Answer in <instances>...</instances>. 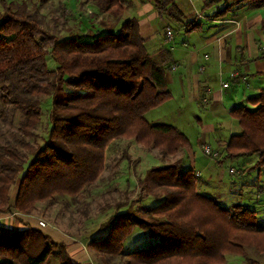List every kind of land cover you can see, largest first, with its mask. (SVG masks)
<instances>
[{"label": "trees", "instance_id": "trees-1", "mask_svg": "<svg viewBox=\"0 0 264 264\" xmlns=\"http://www.w3.org/2000/svg\"><path fill=\"white\" fill-rule=\"evenodd\" d=\"M90 1L118 21L89 42L79 36L61 39L26 4L0 0L1 117L6 120L10 111L23 116L20 137L0 146L2 214L33 215L39 203L52 204L58 196L78 197L104 174L105 154L114 140L135 141L163 157L191 146L177 127L152 124L146 118L173 94L167 68L146 49L138 20L126 19L117 30L125 1ZM153 2L185 34L202 29L200 15L206 11L214 9L207 20L221 21L238 5L264 4V0H203L195 19L184 21L177 0ZM49 55L56 61L55 69L47 66ZM44 97L53 99L52 128L44 143L36 146L28 139L37 137L34 131L41 122ZM247 103L231 110L239 130L230 136L225 151L232 159L258 155L250 167L256 170L264 167V89ZM123 155L121 163L130 161L126 152ZM182 164L178 160L153 167L138 179L141 192L157 204L140 209L137 201L127 200L114 206L113 215L100 226L104 235L89 243L104 263L120 257L124 264H225L227 255L243 256L248 249L264 254V229L258 228L257 211L242 203L229 209L200 193L198 176ZM136 229L158 238V246L126 253L125 242ZM66 247L40 225L21 231L0 228V264H47L55 254L57 264H80L71 261ZM247 264L261 263L248 259Z\"/></svg>", "mask_w": 264, "mask_h": 264}, {"label": "rangeland", "instance_id": "rangeland-1", "mask_svg": "<svg viewBox=\"0 0 264 264\" xmlns=\"http://www.w3.org/2000/svg\"><path fill=\"white\" fill-rule=\"evenodd\" d=\"M10 1L15 6L26 4L30 11L36 12L44 20L46 27L56 33L61 39L79 36L80 39L90 42L97 37V34L104 33L107 28L112 27L118 21L116 18L99 12L100 10L95 3L90 0H45L44 3L41 0ZM183 3L181 2L182 6L180 7L185 12L184 21H189L195 19L196 15H198L197 13H200L203 0H186V3L184 1ZM213 11L214 9L206 11L202 14L203 18H208V15L210 16ZM126 17L127 14L124 13L121 21L125 20L124 18ZM120 23L119 21L117 30H119ZM172 24L179 31L174 34L175 39L170 43L169 47L176 44L179 47L178 49H180L185 41L187 44L190 43L187 46L188 48H183L184 50L182 51L184 53H175L177 58L186 57L188 51L194 48L200 49L199 46L202 44L200 39L192 41L191 39L193 38H190L192 36L185 34L184 30L180 28V24L175 22H172ZM205 24L207 23L205 22ZM195 34L196 36L200 35L198 33ZM196 45L198 46L196 47ZM203 54L204 52L201 53L202 57H204ZM47 63L50 69L56 68V61L51 55L47 57ZM172 90L175 94V99L169 100L162 108L149 113L148 121L150 123L171 124L181 128L191 142V151L194 156H183L178 152L174 156L163 157L160 151L145 148L135 141L126 139L114 140L108 146L105 154L106 170L95 184L88 186L76 198L58 196L52 204H38L36 214L46 219L43 221L46 224L45 228L49 227L48 223H50L52 227L58 228L59 231H63L70 237H75L84 247L88 256L87 260L93 264H124L123 259L120 257L110 259L108 263H104L103 257L89 247L90 241L104 235L100 230V226L113 215L114 206L127 200H140L142 195L145 194L138 187V179L144 177L149 169L174 163L181 160L182 157L184 170L196 168V170L201 171V177H197V191L213 198H216L219 190L222 189L219 184V182H222L221 180L230 181L240 176L248 178L250 180L248 182L249 186L252 185L254 188L251 192L253 196L255 195L254 197H249V192L247 196L240 194L234 197L229 196L227 197L228 201L220 203L227 208L239 203L248 204L250 208L255 206L258 212L256 213L258 215V228L264 229V167L250 170V167L254 166L256 161H258L259 156H239L232 159L226 157V148L224 149L222 144L207 141L206 144L201 145L199 143L200 134H203L201 124L209 115H204L201 110L194 111L195 109H192L188 100L179 92L180 89L178 90L172 86ZM52 104V97H44L42 99L43 114L42 118H40V124L34 131L37 137L28 139L32 145H42L49 136V130L52 128V122L49 118ZM2 108L3 104L0 99V146L14 142L20 137L19 127L23 120V116L19 111H10L9 115L11 116L3 120L1 117ZM231 117L234 119L232 115ZM205 146H210L211 151L214 153L218 152L220 154L219 157L215 158L206 154L203 151ZM125 152L130 156V161L121 163ZM138 160L139 163H137ZM231 169L234 170L233 173H231ZM213 174L217 178L212 177ZM241 191L244 190L242 189ZM132 197H134V200H132ZM152 199L154 198L152 197ZM136 206L140 209L145 208L138 204ZM159 243L160 240L158 238L150 237L142 230L136 229L125 242L124 250L126 253H131L158 246ZM245 254L243 256L227 255L225 264H247L248 259H254L256 262L264 264V254H257L254 249H248ZM56 256L55 254L48 260L47 264H57Z\"/></svg>", "mask_w": 264, "mask_h": 264}, {"label": "crops", "instance_id": "crops-1", "mask_svg": "<svg viewBox=\"0 0 264 264\" xmlns=\"http://www.w3.org/2000/svg\"><path fill=\"white\" fill-rule=\"evenodd\" d=\"M124 1L126 7L124 11L127 14L124 19L136 18L138 20L141 34L147 41L146 49L159 62H163L167 68L168 88L173 94L172 100L175 99L173 86L180 89L179 92L188 100L192 109H195L194 111L201 110L204 115H209L201 124L203 134H200L199 143L204 145L207 141H211L224 145L225 149L230 136L239 130L235 124L236 120L231 117V110L238 106L248 105L247 100L258 96L264 89V58H261L264 54V26L262 24L264 4L260 6L238 5L233 13L221 21L207 20V18H203V15H200V21L203 22L202 29L188 34L192 36L190 37L193 38L192 41L194 39L201 40L200 49L194 48L188 51L186 57L177 58L175 53H184L183 48H188L190 43L187 44L185 41L180 49L176 44L169 47L175 39L174 34L179 31L174 28L170 18L167 15H162L156 9L153 0ZM183 1L186 3V0H177V3L182 6L181 2L183 3ZM186 15L188 14L186 13ZM125 20H122L121 23ZM167 28L172 29L174 33L172 39L165 35ZM195 33L200 35L196 36ZM194 34L195 36H193ZM203 52L204 57L201 55ZM166 103L146 113L147 120H149V113L162 108ZM158 123L161 122L152 124ZM177 128L183 132L181 128ZM191 150L192 146L180 149L178 152L183 156L192 157L194 153ZM192 170L199 174V178L201 177L200 170H196V168ZM214 175L212 177H215ZM221 181L219 184L222 189L219 190L217 197H214L220 205H222L220 202L228 201L227 197L229 196L234 197L238 194L247 196L249 192V197L253 196L251 192L254 188L252 185L249 186L248 178L240 176L234 180L225 181L223 179ZM242 189L244 191H241ZM17 192L18 185L16 184L11 190L12 204L15 202ZM133 198L132 200H134ZM156 203V199H152L146 194L137 200V204L143 207H150ZM233 206H229V209ZM251 208L256 210L255 206ZM41 220L45 221L46 219L36 213L33 215H23L17 212L0 213V228L7 231H21L29 226L38 227V222ZM48 225L49 227L44 229L46 235L67 246L71 261L80 264H93L87 260V253L79 240L52 227L50 223Z\"/></svg>", "mask_w": 264, "mask_h": 264}, {"label": "built area", "instance_id": "built-area-1", "mask_svg": "<svg viewBox=\"0 0 264 264\" xmlns=\"http://www.w3.org/2000/svg\"><path fill=\"white\" fill-rule=\"evenodd\" d=\"M172 34H174L173 33V31H172V29H170V28H167L166 29V34L165 35H167V37L169 38V39H172L173 38V35ZM212 149L210 148V146H205L204 147V152L206 153V154H208V155H210V156H213V157H215V158H218L219 157V153L218 152H213V151H211ZM234 172V170L233 169H231V173H233ZM197 176H199V174L197 173ZM39 223V225L42 227V228H45L46 227V224L45 223H43V221H40V222H38Z\"/></svg>", "mask_w": 264, "mask_h": 264}]
</instances>
